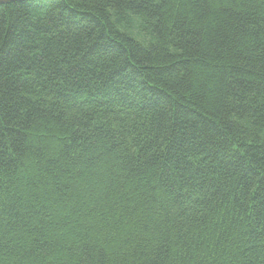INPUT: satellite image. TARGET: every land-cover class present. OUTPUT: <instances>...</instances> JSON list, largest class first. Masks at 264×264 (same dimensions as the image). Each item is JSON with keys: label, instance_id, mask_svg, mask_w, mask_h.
<instances>
[{"label": "trees", "instance_id": "16d2710c", "mask_svg": "<svg viewBox=\"0 0 264 264\" xmlns=\"http://www.w3.org/2000/svg\"><path fill=\"white\" fill-rule=\"evenodd\" d=\"M0 264H264V0L0 5Z\"/></svg>", "mask_w": 264, "mask_h": 264}, {"label": "water", "instance_id": "95a60500", "mask_svg": "<svg viewBox=\"0 0 264 264\" xmlns=\"http://www.w3.org/2000/svg\"><path fill=\"white\" fill-rule=\"evenodd\" d=\"M23 1H29V0H0V5L14 3V2H23Z\"/></svg>", "mask_w": 264, "mask_h": 264}]
</instances>
